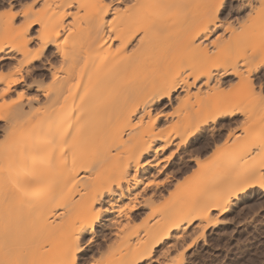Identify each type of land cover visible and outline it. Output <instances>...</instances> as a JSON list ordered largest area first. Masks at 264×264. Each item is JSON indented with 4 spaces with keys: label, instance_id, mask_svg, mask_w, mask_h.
Returning <instances> with one entry per match:
<instances>
[{
    "label": "bare ground",
    "instance_id": "6f19581e",
    "mask_svg": "<svg viewBox=\"0 0 264 264\" xmlns=\"http://www.w3.org/2000/svg\"><path fill=\"white\" fill-rule=\"evenodd\" d=\"M219 2L0 0V264H173L264 192V0Z\"/></svg>",
    "mask_w": 264,
    "mask_h": 264
},
{
    "label": "rangeland",
    "instance_id": "374dc122",
    "mask_svg": "<svg viewBox=\"0 0 264 264\" xmlns=\"http://www.w3.org/2000/svg\"><path fill=\"white\" fill-rule=\"evenodd\" d=\"M229 12L230 10L228 9L221 17L226 18L225 14ZM58 61L59 58L57 57L55 59L51 58V62L57 68L59 67ZM35 65L36 67L40 66V63H35ZM40 72H43V78L42 80L40 79L41 77L38 79L45 84L49 74L45 70ZM26 93L29 96L35 95L33 91ZM12 97H14L13 94ZM160 110L164 113L171 112L169 107L161 108ZM2 126L3 124L0 122V127ZM201 137V135L196 136L190 147ZM181 152L175 154L176 156L174 155L168 161L169 170H176L178 166L181 167L180 155L182 157L183 154ZM208 153L211 152L209 151ZM208 153L206 154L208 155ZM206 154L200 155V159H204L207 156ZM190 171L188 169L187 173L185 172V174L178 176L177 183L184 179H186L184 180L186 182L190 177L189 175H191ZM183 183L177 184L176 189L172 185L173 187L168 189L169 194H175L180 188H183ZM169 194H164V197L167 195L169 197ZM234 203L216 224L209 225L205 229L186 237L182 243L180 242L181 244H178L169 253V259L178 264H264V192L253 190Z\"/></svg>",
    "mask_w": 264,
    "mask_h": 264
},
{
    "label": "snow or ice",
    "instance_id": "6c2138e0",
    "mask_svg": "<svg viewBox=\"0 0 264 264\" xmlns=\"http://www.w3.org/2000/svg\"><path fill=\"white\" fill-rule=\"evenodd\" d=\"M211 6L213 7L214 10L219 9V14L223 15V13L228 10V0H220L219 3L211 5ZM21 95L23 94L21 93ZM85 239H87L86 236H85ZM88 243L91 244V241H89ZM86 252H87V249H85L84 252H82V255H85ZM73 264H77V262L74 261Z\"/></svg>",
    "mask_w": 264,
    "mask_h": 264
}]
</instances>
